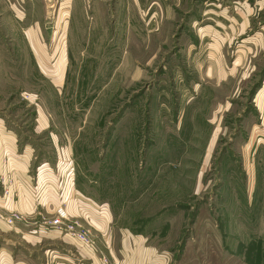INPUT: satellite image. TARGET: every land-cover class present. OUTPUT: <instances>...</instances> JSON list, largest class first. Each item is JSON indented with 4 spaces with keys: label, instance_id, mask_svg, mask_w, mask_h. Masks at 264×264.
<instances>
[{
    "label": "rangeland",
    "instance_id": "374dc122",
    "mask_svg": "<svg viewBox=\"0 0 264 264\" xmlns=\"http://www.w3.org/2000/svg\"><path fill=\"white\" fill-rule=\"evenodd\" d=\"M200 2L0 0V203L28 156L36 188L70 185L157 264H264V30L220 81ZM3 210L74 238L45 208ZM71 219L96 246L100 228Z\"/></svg>",
    "mask_w": 264,
    "mask_h": 264
},
{
    "label": "crops",
    "instance_id": "0c3cea01",
    "mask_svg": "<svg viewBox=\"0 0 264 264\" xmlns=\"http://www.w3.org/2000/svg\"><path fill=\"white\" fill-rule=\"evenodd\" d=\"M168 3L181 6L187 4L188 0H151L150 11L153 10L154 14L161 12L158 9L160 6L167 11ZM197 8L196 14L201 22H197L199 26L192 27L200 32L212 29L215 46L213 55L215 67H218L213 70L212 75L224 81L225 76H231V70L237 68V62L241 63L249 51L253 52L252 43L248 44L249 39H244L240 44L245 50H234L233 46L240 38L258 37L251 34L256 30H264V0H201ZM260 32L258 34L263 38V33ZM263 47L264 41L259 40L258 49L261 51ZM241 51L246 54L243 55ZM251 60L252 55L250 62ZM226 62L230 64L229 69H226ZM1 124L0 122V142H4L10 138V134L3 130ZM2 150L3 145H0V151ZM13 150L12 146V152ZM28 160V156L20 160L13 159L14 168L15 162L19 161L16 167L21 173H17L9 198L4 204L0 203V216L3 208L31 215L41 207L52 214L64 203L71 217L80 216L86 223L97 229L99 227L101 232H93L96 246L90 247L55 229L23 224L11 227L0 218V264H157L156 250L147 244L145 237L134 232L109 231L106 228L107 209L94 205L85 197H78L70 185L65 188L67 190L64 191L63 198L54 196L57 193L55 186L45 183L43 186L41 182L36 188L28 175ZM40 172L42 175L45 170ZM104 257L107 258V263Z\"/></svg>",
    "mask_w": 264,
    "mask_h": 264
},
{
    "label": "built area",
    "instance_id": "2783aa9c",
    "mask_svg": "<svg viewBox=\"0 0 264 264\" xmlns=\"http://www.w3.org/2000/svg\"><path fill=\"white\" fill-rule=\"evenodd\" d=\"M6 220L8 223L13 224L15 221L23 220V218L19 214H13ZM46 222L60 229H64L66 232L73 233L74 238L84 242L87 245L94 244L90 236V232L82 228V225L78 221L71 219V216L69 215L64 204L60 205L56 209L54 217L45 221L44 224H46Z\"/></svg>",
    "mask_w": 264,
    "mask_h": 264
}]
</instances>
